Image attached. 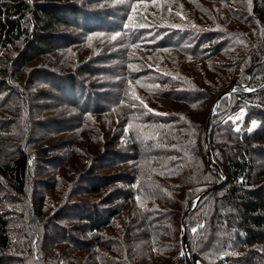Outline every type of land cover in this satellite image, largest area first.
Listing matches in <instances>:
<instances>
[{
	"label": "trees",
	"instance_id": "16d2710c",
	"mask_svg": "<svg viewBox=\"0 0 264 264\" xmlns=\"http://www.w3.org/2000/svg\"><path fill=\"white\" fill-rule=\"evenodd\" d=\"M206 1L242 7L195 23L173 0H0V76L11 78L0 114L26 80L34 88L27 67L62 52L79 124L102 116L110 136L69 176L50 152L44 165L20 145L0 159V264H264V0ZM87 45L100 50L80 58ZM230 91L208 156L212 106ZM16 99L2 133L13 115L34 117L29 95ZM134 229L141 250L127 247Z\"/></svg>",
	"mask_w": 264,
	"mask_h": 264
},
{
	"label": "rangeland",
	"instance_id": "374dc122",
	"mask_svg": "<svg viewBox=\"0 0 264 264\" xmlns=\"http://www.w3.org/2000/svg\"><path fill=\"white\" fill-rule=\"evenodd\" d=\"M237 1L245 4L247 9L251 3V0ZM172 4H174L176 14L179 15V11L191 14V19H193L195 23H197L196 16L202 20L215 19L216 17L214 14L218 10L222 13L221 15H223L224 18L227 12L229 14L233 13L239 15V13L234 12V10L242 7L241 4H237L235 8L234 6L223 8L218 4L213 5L206 0H173ZM195 13H198V15ZM186 20H188V18H186ZM242 29L243 26L237 25L231 34L237 36L235 33H239L240 30L244 32L245 29ZM63 31H66L69 34L72 33V29H64ZM11 50H14V48ZM99 50L100 49L95 45L80 47L79 57L82 58L87 56L93 58L94 54ZM17 52L18 50H15L9 54L13 57V55L15 56ZM171 55L170 56L172 57L173 61L177 59V53L174 52ZM164 58L167 57L164 56ZM181 58L183 57L181 56ZM71 61V54L66 55L62 52H58L57 54L43 57L27 67L26 73L28 76L25 78V80L27 78L31 79V77H34V88L38 90V92H44L45 96H41L39 94L37 95L34 88H32L31 83L26 80V84L24 83L22 88L12 93V100L9 103L3 105L2 113L0 115H8L10 110L12 111L15 107L12 102L17 101V105H20L19 99H16V95H29V104H31L35 111L34 117L31 120L27 119L23 113L24 117L21 116L25 122L23 125L20 122V120H22L20 119V114L18 113L16 116L13 115V117L16 118V122L18 121L20 123L19 126L18 123L15 122L11 126H7L8 128L5 129L6 131L3 133L2 129L0 130V159H4L5 156L8 157V155H11V153L15 151L17 152L18 146L16 145H20L23 149H29L32 160L36 159L38 163L41 162V165H44L45 157L43 154L50 152L48 153L50 157L56 156L64 158V160L67 161L69 166H65L63 168L62 174L69 176L72 171L82 168L83 161H85L86 158H88L92 163L91 159L93 156L99 153L102 148H105V144L108 142V140H110V136H108L106 128V124L108 123L107 121H109V119L102 118V116H93L90 122H86V125H81V123L79 124V121L82 120V123L83 121L85 123L87 119L75 110V106L72 105L70 102L71 100L68 99L66 94L65 87L67 82H65V79H61V76L65 74V64L68 62L72 63ZM10 79L11 78L0 76L1 87H3V85H5V83ZM22 81L23 80H21V82ZM6 93H10V91L8 88L3 87V97H5L4 94L6 95ZM16 111H14V114ZM80 117H82V119ZM41 120H43L42 127L40 124H38L41 122ZM35 122H38V128L33 126ZM24 125H26L27 129L25 132L23 128ZM109 132V134L112 136L113 129H111ZM21 137H25L27 140L24 141L21 139ZM59 141L65 142L64 145H61L62 142ZM53 142L59 144L55 147L51 146ZM165 226L167 227V233L169 236L170 234L174 233L173 230H176L178 233L177 235H174V238H176L177 241L181 238L182 231L180 232V228L178 227L177 223H175L173 220H168ZM131 233L129 234L132 235V237H130L131 239H128L131 240V244H129L127 247L141 250L144 246V244L141 243L143 241V233L140 232V230L137 231V229H134ZM139 240H141V242H139ZM173 241L174 240L171 239L169 240V243L166 244H171ZM179 242L182 243L183 241L180 240Z\"/></svg>",
	"mask_w": 264,
	"mask_h": 264
},
{
	"label": "water",
	"instance_id": "95a60500",
	"mask_svg": "<svg viewBox=\"0 0 264 264\" xmlns=\"http://www.w3.org/2000/svg\"><path fill=\"white\" fill-rule=\"evenodd\" d=\"M228 93H231V91L230 92H227V93H223V94H221V95H219L217 98H216V100H215V102H214V104H213V107H212V110H211V113H210V115H209V118H208V122H207V126H206V137H207V141H206V144H207V153H208V156H209V148H210V146H209V126H210V121H211V119H212V117H213V115H214V112H215V110H216V108L218 107V105L220 104V102H221V100L226 96V94H228ZM208 163H209V166L213 169V170H215V168L212 166V164H211V162L208 160ZM199 200V198L196 200V201H198ZM185 235V234H184ZM184 242H185V245H186V248H187V241H186V237L184 238ZM189 264H191V262H189Z\"/></svg>",
	"mask_w": 264,
	"mask_h": 264
},
{
	"label": "snow or ice",
	"instance_id": "6c2138e0",
	"mask_svg": "<svg viewBox=\"0 0 264 264\" xmlns=\"http://www.w3.org/2000/svg\"><path fill=\"white\" fill-rule=\"evenodd\" d=\"M130 19H131V17H130ZM125 27H129V25H126ZM132 27H144V25H135V26H132ZM117 35H119V34H117ZM113 39H116V37H113ZM233 91H235V89H233ZM231 95V93H228V94H226V96H230ZM138 99V98H137ZM141 103H143L142 101H141ZM243 111V110H242ZM238 119H239V117H238ZM238 130V129H237ZM193 231L195 232L196 231V229H193Z\"/></svg>",
	"mask_w": 264,
	"mask_h": 264
}]
</instances>
